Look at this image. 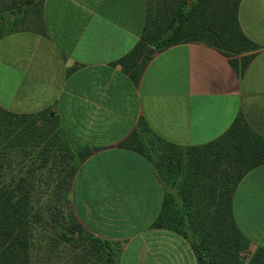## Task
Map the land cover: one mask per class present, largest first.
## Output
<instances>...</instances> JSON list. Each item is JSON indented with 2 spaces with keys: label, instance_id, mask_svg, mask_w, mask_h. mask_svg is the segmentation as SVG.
<instances>
[{
  "label": "crops",
  "instance_id": "0c3cea01",
  "mask_svg": "<svg viewBox=\"0 0 264 264\" xmlns=\"http://www.w3.org/2000/svg\"><path fill=\"white\" fill-rule=\"evenodd\" d=\"M148 0H43L35 30L0 40V105L49 112L90 154L71 186L74 210L96 235L119 241L118 264H197L189 241L153 222L163 185L152 163L122 143L139 119L161 138L199 146L243 115L264 137V0H241L238 20L257 48L229 57L201 42L153 51L134 78L118 62L138 41ZM246 55L242 71L231 63ZM7 90V92L5 91ZM247 262L264 249V163L232 192ZM264 264V263H263Z\"/></svg>",
  "mask_w": 264,
  "mask_h": 264
},
{
  "label": "trees",
  "instance_id": "16d2710c",
  "mask_svg": "<svg viewBox=\"0 0 264 264\" xmlns=\"http://www.w3.org/2000/svg\"><path fill=\"white\" fill-rule=\"evenodd\" d=\"M43 0H0V40L35 30ZM241 0H148L142 33L118 62L136 78L151 58L174 44L201 42L229 57L257 45L238 20ZM246 55L232 65L242 71ZM146 157L163 185L153 222L186 238L197 264H263L264 249L246 262L248 240L232 211L241 177L264 163V137L242 114L217 139L181 146L143 120L122 143ZM90 150L49 112L16 114L0 105V264H118L122 245L89 229L76 214L71 186Z\"/></svg>",
  "mask_w": 264,
  "mask_h": 264
},
{
  "label": "rangeland",
  "instance_id": "374dc122",
  "mask_svg": "<svg viewBox=\"0 0 264 264\" xmlns=\"http://www.w3.org/2000/svg\"><path fill=\"white\" fill-rule=\"evenodd\" d=\"M4 77L0 75V93L3 91ZM7 92V90H5Z\"/></svg>",
  "mask_w": 264,
  "mask_h": 264
},
{
  "label": "water",
  "instance_id": "95a60500",
  "mask_svg": "<svg viewBox=\"0 0 264 264\" xmlns=\"http://www.w3.org/2000/svg\"><path fill=\"white\" fill-rule=\"evenodd\" d=\"M153 51H154V49H151V51H150V52L152 53Z\"/></svg>",
  "mask_w": 264,
  "mask_h": 264
}]
</instances>
